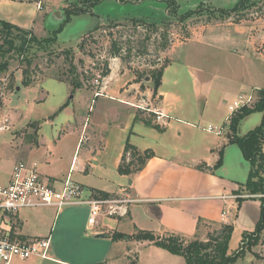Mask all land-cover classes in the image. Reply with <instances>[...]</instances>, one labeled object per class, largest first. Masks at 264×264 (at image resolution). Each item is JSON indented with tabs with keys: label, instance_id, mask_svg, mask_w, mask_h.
Segmentation results:
<instances>
[{
	"label": "rangeland",
	"instance_id": "374dc122",
	"mask_svg": "<svg viewBox=\"0 0 264 264\" xmlns=\"http://www.w3.org/2000/svg\"><path fill=\"white\" fill-rule=\"evenodd\" d=\"M76 2L78 4V0H43L45 11L38 18L37 26L44 28L45 37L57 31L56 41L52 44L38 45L30 42L28 45L27 39L20 51L19 48L10 49L9 43L0 37V122L6 121L8 128L10 127L8 130L0 131V151L4 152L6 159H14V157L23 159L24 156L28 160L40 159L43 164L37 162L38 169L41 170V167L43 169L46 164L58 179L65 177L69 172L68 167L75 152L79 160L76 169H72L70 173L71 180L81 182L86 195L89 194L90 187L111 188L118 177L115 171L111 172L109 169L107 174L101 176L99 167L90 162L86 148L98 149L99 144L102 147L106 138L103 140L100 138L101 135L107 136L110 141L116 140L118 135H116V126L109 125L110 121L99 112L100 103L94 105V101H90L89 93L79 91L73 97V93L68 91L66 78L69 68L83 80V86L87 85L94 90L95 87L92 85L94 74L99 72L102 75L105 62L108 63L109 70V63L117 59L121 71H125L129 78L133 76L141 78L145 74L156 76L169 61L163 56V52L170 48L168 55L175 62L169 70L172 72L176 69V76L180 80L178 88L185 96L190 97L193 93V84H190V79L185 74L186 70L180 65L182 61L192 66L195 72L196 67L208 68L212 62H221V64L228 62L224 55L231 54L228 52L229 49L241 50L245 47L251 49L254 40L257 46L261 47L260 53L262 57L264 56L262 44L257 40L258 34L264 31V22H261L263 27H260V24H253L254 20H250L254 18L253 16H264V0H147L137 4L133 1L100 0L92 5L91 12L72 15L66 22L65 9ZM132 18L139 20L135 22L131 20ZM99 24H102L100 29L94 31L92 37H87L86 45L80 49L78 42ZM206 35L209 37L208 42L206 39L202 43L199 40L196 42L197 36ZM89 38L94 42H90ZM248 38H251V42ZM113 42L120 47V54L116 57L111 56L110 53L114 48ZM17 43L20 44V41L17 40ZM215 48H219V54L215 55ZM232 58L231 62L236 72L242 68L245 69L247 79L254 77L263 79L264 59L256 60L253 67V62L249 60H240L239 57L234 58V56ZM23 69H27L29 77L33 80L28 86L21 84ZM248 70H252L251 75L248 74ZM170 76L172 77L171 74ZM55 77H60L66 82L59 81ZM16 84V89L19 90H15ZM220 85L221 83L216 80L209 89L210 94L217 93ZM248 86L250 87V84ZM81 94L87 100H84ZM256 97L254 90L250 104ZM67 100H70L68 108L59 112V105ZM88 105H91L90 112ZM107 110L113 119L117 116L119 121L124 120L125 107L117 101L108 102ZM191 111L195 114V111ZM80 116H87L88 130L87 135L83 136L76 146L78 138L76 131L68 130V134L64 137L62 135L68 125H74L75 120L79 122ZM251 116H245L239 121L237 134L239 131H245L246 134L259 125L261 119L253 127L247 128L255 122L253 120L246 122ZM145 117L153 118L151 113ZM97 126L98 128L95 129ZM93 129L98 131L95 139L90 136ZM35 136L37 138H34ZM60 138L57 149L53 148ZM147 139L149 137H146ZM50 151L52 158L49 155ZM105 151L108 152V148ZM60 186L61 183H55L56 188ZM242 190L244 191L241 192L242 194H250L249 188L244 187ZM69 209L77 212L76 216L80 221L83 220L81 215L84 211L88 217L89 205L64 206L60 212ZM36 212L46 215L41 217L44 219L42 223L46 224L42 229H49L51 235L50 258L29 257L35 260V264H57L51 261L52 258L76 264H104L103 257H108L109 254V258L115 264L126 261L133 264H157L155 256L149 250L142 247L139 250L140 248H136L134 243L133 245L132 243L116 244L107 236L96 237L94 228L98 226L103 215L98 216L94 227L71 228L70 234L66 235L69 230L62 225V218L54 219L56 210L52 207L22 208L18 214L27 216V213ZM114 218L104 216L102 225H106L108 230L115 229ZM213 230L216 229L209 232ZM263 243L264 226L257 236L251 233L244 238L239 247L245 253L235 264H264V257L259 255V252L254 251L252 254L249 251L252 245L259 246ZM218 245L223 246V238L215 242L210 241L207 251L215 253ZM238 245L239 240L233 235L228 242L227 252L232 254ZM253 249L257 250V247ZM21 261L23 260L14 259L11 264H24Z\"/></svg>",
	"mask_w": 264,
	"mask_h": 264
},
{
	"label": "crops",
	"instance_id": "0c3cea01",
	"mask_svg": "<svg viewBox=\"0 0 264 264\" xmlns=\"http://www.w3.org/2000/svg\"><path fill=\"white\" fill-rule=\"evenodd\" d=\"M143 1L147 0L133 2L137 4ZM43 11H45L43 0H0V19L31 30L34 35L42 37L45 30L42 26H37V20ZM253 17L250 19L254 20L255 23L253 24H260V27H263L261 22H264V16ZM208 38V35L205 37L197 36L196 42L199 40L202 43L204 39L208 42ZM250 39L248 38V40ZM257 40L258 43L262 44L263 51L264 31L258 34ZM260 48L254 40L251 49L247 47L241 50L229 49L228 52L231 54L224 55L228 62L222 64L221 62H212L210 67H206L207 69L205 66L196 67L195 72H193L192 66L182 61L180 65L186 70L187 73L185 72V74L189 77L190 84H193V93L190 97L185 96L178 88L180 80L176 76V69L172 72L169 70L175 62L168 55L170 48L163 52V56L167 57L169 61L162 67L160 84L156 89L150 75L145 74L141 78L134 76L129 78L125 71H121L117 59H113L109 63V73L102 80L100 87L94 90L86 85L72 90L68 82L57 79L68 83V91L73 93V97L79 91L89 93L88 97L91 102L94 101V105L100 103L99 112L103 116L105 115L107 121H110L108 124H113L117 128L116 135L118 138L116 140L110 141L107 136L101 135L100 138L103 140L106 138L105 143L102 144L101 142L102 147L99 144L98 149L86 148L90 162L99 167L101 176L107 174L108 169L118 174L116 182L113 183V186L111 185V188L90 187V192L97 194L98 191H104L109 194L107 198L122 200L116 206V213L112 215L108 214V206H103V212L100 214V216L103 215L102 219L94 228L96 237L105 238L107 236L111 238L112 243L116 244L132 243L133 245L134 243L136 248H140L139 250L141 247L149 250L155 256L157 264H186L181 254L158 247L150 241L137 240L134 236L140 230H147L160 237L177 235L186 241L196 238L206 240L210 230L218 229L226 224L232 226L230 238L233 235L236 236L239 240V247L245 232H252L256 228L261 217V202L259 200L261 194L234 197L242 194L241 192L244 193L242 189L248 178L249 163L243 157L237 144L227 142L226 133L228 118L231 115L229 105L239 97L252 96L254 90L264 86V77L263 79L261 77L247 79L245 69L241 68L236 72L231 59L234 56V58L239 57L240 60H249V62H253V67H255L256 60L262 61L264 59L260 53ZM219 51V48H215V55L219 54ZM168 72L169 75H167ZM248 74L251 75L252 70H248ZM216 80L221 83V87L217 93L210 94L209 89ZM16 87L17 84L15 90H19ZM96 90L100 92L97 95L94 94ZM84 97L82 98L87 100ZM113 101H117L125 107L124 120L119 121L117 116L113 119L108 112L107 104L108 102L113 103ZM138 103L168 114L166 124L156 123L155 115L152 112L147 111V113L146 110L132 105ZM69 104L70 100L64 101L59 105V112L68 108ZM88 106V112H90L91 105ZM191 110L195 111V114ZM139 112L141 113L138 114ZM149 113L153 117L151 118L152 123L159 125L160 129L143 122L141 117H145ZM55 114L56 112L52 114V118ZM137 114L139 115L138 118L136 117ZM246 116H251L246 122L255 121L247 128L253 127L261 119L260 112H252ZM86 119L87 116H80L79 122L75 120L74 125H68L62 136L68 134V130L76 131L78 137L76 146H78L81 138L87 135ZM208 125L223 126L222 133L217 134L208 131L206 129ZM97 128L98 126L95 129ZM95 129L90 133L94 139L98 135V131ZM244 133L245 131H239V135H244ZM146 137L149 139L146 140ZM60 140L61 138L56 141L53 148L56 147L57 149ZM127 142L140 151L150 148L154 155L146 160L141 170L130 174H119L117 167ZM221 147H223L222 162L220 166L214 167ZM107 148L108 152L105 151ZM49 155L52 158V151ZM20 160L43 164L40 159L28 160L26 156L23 159L15 157L14 159H6L4 152L0 151V184H6L9 181L13 165ZM78 160L74 152L68 167L69 172L61 179L51 173L46 164L43 169L41 167L40 172L43 174V178L53 186L56 182L62 184L65 178L70 176L72 169H76ZM222 196L226 197L223 198ZM59 212L55 213L54 219H63L62 225L69 230L66 235L70 234L71 228H91L86 224L85 211L81 215L82 221L76 216L77 212L71 209ZM27 214V216H22L19 213L13 217L9 227L11 237L21 240L50 237L51 231L42 229L46 224H43L44 219L41 217H46V215L41 212ZM104 216L115 217V229L108 230L106 225H102ZM115 233L123 234L125 238L113 239L112 235ZM256 247L257 250H254L253 248ZM249 251L252 254L254 251L259 252V255L264 257V243L259 246L258 244L252 245ZM244 253L245 251H243ZM127 255L128 253L125 254V256ZM107 256L103 257L105 258L104 264H115L109 258L110 254ZM51 261L57 264H76L56 258H52ZM21 262L35 264V260L30 258ZM128 263L126 261L119 264Z\"/></svg>",
	"mask_w": 264,
	"mask_h": 264
},
{
	"label": "trees",
	"instance_id": "16d2710c",
	"mask_svg": "<svg viewBox=\"0 0 264 264\" xmlns=\"http://www.w3.org/2000/svg\"><path fill=\"white\" fill-rule=\"evenodd\" d=\"M28 1H37V0H28ZM100 0H78V4H73L69 8L65 9L66 12V22L71 18L72 15L79 13L91 12V7ZM120 2L125 1H139V0H119ZM170 6H168L169 8ZM170 9V8H169ZM137 22L139 19H131ZM102 24L97 25L92 30L85 34V37H82L81 41L78 42L80 49H83L86 45L88 39L87 37H92L93 32L100 29ZM117 25V24H113ZM15 33V34H13ZM56 33L54 31L51 36L38 37L33 34L31 30L24 29L18 25L12 24L8 21L0 19V37L10 45V49H17L21 51L23 46H25L28 39V45L30 42L37 43L38 45L42 44H52L56 41ZM90 39V38H89ZM17 40L20 41V44L17 43ZM90 42H94L91 38ZM27 45V46H28ZM114 48L111 50V56L116 57L120 54V47L116 45V42H113ZM163 48H165L163 46ZM108 63L105 62V70L102 72L103 76L108 74ZM5 68V66H4ZM162 69L158 72L156 76H152L154 81L155 89L159 86L161 80ZM59 80L60 77H55ZM67 81L72 87V90L80 88L83 83L78 76L69 68L67 73ZM33 82L29 77L27 69L22 70V79L21 84L28 86ZM87 86V85H86ZM256 99L250 105H243L237 108L228 118V132L226 133V138L228 143H235L240 148L243 157L249 163V172L248 178L244 183V187L249 188L250 194L261 193L264 194V87L256 89ZM1 107V102H0ZM252 112L261 113V121L254 129L249 130L244 135H239L236 133L237 126L239 121L246 115ZM139 114V113H138ZM137 114V118L138 115ZM141 117V116H140ZM143 122L146 125H150L156 129H160L159 125L153 124L150 118L141 117ZM222 152L223 147L218 151V159L214 167L220 166L222 162ZM154 152L150 148H146L142 151L138 150L134 145L126 143L121 154L120 162L117 167L119 174H130L141 170L147 159L152 157ZM97 195L101 197H107V194L104 191H98ZM239 200H241L239 198ZM261 202V217L252 232H245L243 235L242 241L246 236L251 233H254L257 236L260 230L264 226V196H259ZM222 233H224L222 235ZM232 226L223 224L219 229L209 232L206 240L193 239L186 241L181 236L177 235H168L164 237L155 236L152 232L147 230H140L134 236L137 240H146L150 241L158 247L164 248L170 252L181 254L186 264H233L235 260L243 254L241 247L237 251H234L232 254L227 252L228 242L231 237ZM113 239L125 238V235L115 233L112 235ZM223 238V246L218 245L215 253L207 251L210 241H218ZM222 243V242H221ZM241 246V245H240ZM133 264V263H130Z\"/></svg>",
	"mask_w": 264,
	"mask_h": 264
},
{
	"label": "built area",
	"instance_id": "2783aa9c",
	"mask_svg": "<svg viewBox=\"0 0 264 264\" xmlns=\"http://www.w3.org/2000/svg\"><path fill=\"white\" fill-rule=\"evenodd\" d=\"M103 75L94 74L92 85L100 87ZM100 92L96 90L95 95ZM252 96L239 97L229 105L230 114L243 105H249ZM140 109L150 111L155 115V122L165 125L168 114L156 108H149L142 103L132 104ZM6 121L0 122V131L7 130ZM208 131L221 134L223 126L206 127ZM67 176L59 188H56L43 178L36 162L17 161L12 168L11 176L6 184H0V264H11L14 259L25 260L32 256L49 258L50 237H35L26 240L11 237L10 223L22 208L52 207L56 213L64 206L89 205L87 223L94 227L98 216L103 212V206H108V214L116 213L117 204L122 201L115 198L101 197L89 191ZM251 195L239 194L234 197H248ZM260 196H264L261 194ZM225 198L226 196H222Z\"/></svg>",
	"mask_w": 264,
	"mask_h": 264
},
{
	"label": "water",
	"instance_id": "95a60500",
	"mask_svg": "<svg viewBox=\"0 0 264 264\" xmlns=\"http://www.w3.org/2000/svg\"><path fill=\"white\" fill-rule=\"evenodd\" d=\"M101 236H103V234H100Z\"/></svg>",
	"mask_w": 264,
	"mask_h": 264
}]
</instances>
